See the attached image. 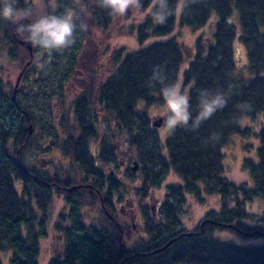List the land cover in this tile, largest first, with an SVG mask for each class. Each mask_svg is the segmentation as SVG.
<instances>
[{
	"label": "trees",
	"instance_id": "1",
	"mask_svg": "<svg viewBox=\"0 0 264 264\" xmlns=\"http://www.w3.org/2000/svg\"><path fill=\"white\" fill-rule=\"evenodd\" d=\"M17 7L31 10L35 5L18 0ZM88 9L93 23L88 27V40H91L92 48L96 49L97 45H100L99 50L103 48L100 53L103 51L105 55H99L98 60L109 59L111 62L109 75L104 81L89 78L88 115L78 109L72 123L80 127V137L72 132L74 126L68 123L71 119L68 114L62 115L57 124L42 119L44 126L41 127H45V132L43 129L39 134L38 131L29 132L30 125L33 129L39 126L32 106L37 112L41 106L38 102L42 101L46 113L54 96L65 103L59 91L63 86L61 77L56 71L62 69L61 63L74 67L79 60L87 36L80 26L74 35L75 43L63 51H53L50 59L49 54L37 45L34 60L39 57V61L45 63L44 68L38 75L26 77L15 101L11 92L4 95L0 91V253L10 250L11 264H264V243L245 246L214 236L217 229H230L246 236L264 238V226L246 223L250 216L246 202L254 198L264 199V0H199L198 3L165 0L163 4L160 0L155 3L140 0L139 8L128 10L124 16L126 23L122 26L141 44L132 52H127L124 47L113 49V40L105 38L103 42L99 37L109 34L119 20L118 16L110 15V8L102 7L101 0H88ZM133 10L144 14L139 23L131 19ZM160 16L163 23L157 22ZM214 19L213 37L207 36L211 28L199 34L194 39L193 56L187 59L176 33L178 28L192 33ZM236 21L241 28L239 40H236ZM12 24L0 19V56L7 53L16 59L24 47L15 38L28 35L26 32L18 34L15 27L11 31ZM159 36L168 38L146 43L151 37ZM239 42L246 52L242 64L235 55ZM90 49L88 47V51ZM154 66L159 68L154 79L149 81ZM33 70L36 71L37 66ZM173 81L182 85L184 94L188 89L193 118L199 111L200 89L224 93L227 106L198 128L193 127L190 119L187 129L177 128L175 132L169 131L168 135L162 136L153 126L155 118L150 113L154 109L165 110L159 89ZM245 102L251 105L250 109L237 107ZM246 119L254 121L257 128L249 126ZM58 127L64 132L63 143L73 147L77 155L83 152L86 162L92 140L100 146L98 158L101 159L103 147L109 149L113 146L104 144L110 142L107 137L111 140L119 135L124 137L141 166L140 207L146 235L140 243L128 246L118 230L112 234L114 222L103 212L100 219L107 220L111 232L93 227L89 228L87 235L88 224L82 212L86 206L83 199L86 198L81 187L63 195L70 213L60 214L59 222L54 223L52 216L56 201L61 197L57 187L77 183L72 178L53 176L31 166L24 151L34 141L39 143L43 133H47L50 139L54 137L47 148L52 149L54 142L61 145L56 141ZM103 130H106L105 135ZM238 136L249 138V141L253 139L252 144L246 145L250 149L259 142L257 159L247 156L243 159V168L253 178L251 187L236 184L227 176L224 148L236 139L241 146ZM83 165L88 174V163ZM90 170L91 184L100 191L99 194H104L103 183L108 180L99 176L102 171L95 167V163ZM172 172L179 181L167 185L165 200L154 211L146 203L147 198L150 200L151 191L161 187ZM134 180L136 178L132 176L128 181ZM206 195L217 197L216 208L207 212L204 223L197 225L196 229L182 227L188 196L200 202ZM97 197L98 193L92 192L88 200L93 205ZM67 220L72 223L70 231L59 226ZM53 231H68V234L64 244L54 243L44 254L42 244ZM172 239L175 240L163 248ZM49 250L56 252L50 255Z\"/></svg>",
	"mask_w": 264,
	"mask_h": 264
},
{
	"label": "rangeland",
	"instance_id": "2",
	"mask_svg": "<svg viewBox=\"0 0 264 264\" xmlns=\"http://www.w3.org/2000/svg\"><path fill=\"white\" fill-rule=\"evenodd\" d=\"M36 2H37V4H35V5H37V7H38V8H36L38 10L36 12H38V13L40 12V14L45 13V11H46L45 10V7H46L45 1L44 0H36ZM49 3L53 8L54 7V0H49ZM85 7H86V5H83V12L87 13V8H85ZM67 11L69 12L70 10H68L66 8L65 12H67ZM132 15H133V17L131 19H133V22H135V23H139L140 21L143 20V17H144V14L137 11V10L136 11L133 10ZM234 19H235V16L232 17V20H234ZM124 23H126L124 16L119 17V20L117 21V25L115 26V28H112V31H110L109 34H101L99 37L101 38V40L103 42H104L105 38H107V40H113V44L111 46L113 49H120V48L124 47L127 52H132V51L139 49L141 47V44L139 43V41L134 36L128 35L123 30L122 26ZM92 24L93 23L91 20V13L88 9V27H90ZM236 26H237L236 40H239L240 39L239 33L241 31V28H240L238 21H236ZM208 28H211V32L209 34H207V36L213 37V33L215 31V19L210 21L207 24V26L203 27L200 30L192 31V33L190 32V30H187L185 28H178L176 33L180 37L182 45L185 49L187 59H189L193 56L192 52H193L194 39L197 38V36L199 34H201L202 32L205 33L208 30ZM99 37L97 39H99ZM95 38H96V36H95ZM167 38H168V36L151 37L146 43H150L151 41H155V40H161L162 41V40H165ZM23 47H24V49H20V51H19L20 53L18 55V58H16V59H13L10 55H7V53L0 56V70L2 71V73H1V79H2L1 85H2V88H4V89L6 87L7 88L11 87L10 83L15 81V77L17 76V73H18L19 69L21 68L23 62L26 60H28L27 63L32 61L31 55L29 58V49L25 46H23ZM26 48L28 49V51ZM102 49L103 48H101L99 50V53ZM93 50H94V48H91L88 51V63L95 60ZM108 54H109V52L106 55H108ZM235 55L238 58L237 59L238 63L239 62H240V64L245 63L244 59L246 58V52H245L243 45L240 42L235 47ZM83 60H84V58H83ZM107 60L108 59H104L101 62L105 63ZM11 61H14V63H11ZM105 64H104V66H105ZM247 64H248V60L246 62V65ZM94 65L95 64H92V66H88V74H90V69L94 71V69L96 67ZM106 67L108 68L109 65H107ZM10 91L9 90L7 91V92H9L8 94H10ZM74 92H71V94H69V95L67 94L65 96V101H66L65 105H63V103H61V102H59L60 103L59 104L58 100L54 96L53 99L51 100L52 104L47 105L46 113H45V106L46 105L44 102H42V101L38 102V105L41 104V106L39 107V109H37L38 110L37 112H36L35 108L32 106V108H33L32 111H34L35 116H37L36 119H37V122L39 124V126L38 127L36 126V128L34 127V129H33V125H30L32 127V132L38 131L37 134H39L40 130L42 131V129L45 128V127H41V125L44 126L42 124V119H44V120L47 119L48 121H51V122L54 121V123L57 124L58 120H59V122L61 121L62 115L68 114V115H70L69 117L71 118L68 123H70L71 126H74V129H72V132H74V135L76 137H80L78 135L79 131H81L80 127L77 128V125L72 124L75 120L74 117L76 116L74 113L75 112L74 108H73V110H71L70 107L67 109L68 105H70V104L72 105L74 103V102H72V100L74 99V95H73ZM188 93H189V91L187 89L186 95H188ZM69 102H70V104H69ZM31 105H33V104H31ZM164 111L165 110H157L156 111V109H154L153 112L150 113V116L152 118H155V119L162 117L161 114ZM100 118H101V116H100ZM246 123L249 126L252 125V126H255V128H257L256 123L254 121H251L250 119H246ZM31 127H29V129ZM157 129H158L159 134L161 133L162 136H164L166 134L168 135V133H169V130L164 125L162 127H157ZM58 131H59L58 132L59 138L56 141H59L62 146L57 144V142H54L52 144L53 145L52 149L47 148L50 145V140L53 139L54 137L52 138V136H51V139H50L49 135L47 133H43V138H42V140L39 141V143H36L34 141L32 146H28L27 149H25V151H24L25 159H26V161H28V163L31 166H33V165L37 166V167L43 169L44 171H47L49 174H51V175L53 174V176H62V178H64V179L72 178L77 183V184L75 183L76 185H73L70 187H67L68 185H65V184L59 185L57 187L56 191L58 192V194L61 197H59V199H57V201H56L57 206L54 210V216H52V220L53 221L55 220V222H57L59 220L58 216L60 214L64 213L65 215H67L68 209L66 207L63 195L67 194L68 189L71 187H76V188L81 187L85 191V193L83 192L82 195L84 196V198H86V200L83 199V202L86 204V206H84V208L82 210L84 218L86 217L84 219V221L86 223H88V216L89 217L94 216L93 221L95 220L96 222L97 221L102 222V220L100 219L102 217V211H99V209H100L99 203H97L95 207L92 206V204L88 200V195H89L88 186L84 185V184L88 185L89 183H91V179H88V176H87L88 174H86L84 172V165L83 164L87 163L83 159L84 153L80 152L79 155H77V153L73 147H70V145L67 143L66 144L63 143L62 137L64 136V132H62V130L59 127H58ZM43 132H45L44 129H43ZM105 132H106V130H103L104 135L106 134ZM87 136H88V133H87ZM238 137L241 139V143H242L241 146H240L239 139H236L234 141H231L229 143V145L226 147V149L224 148V152H225V156H226L227 176L236 184H239V185L247 184L248 186L251 187L254 185L253 178L250 175L249 171L246 168H243V159L246 156L250 157L252 159H257L256 147H257L259 142L257 141V145L253 146L250 149V146L247 147L246 145L248 143L252 144L253 139H250V141H249V138H244V137H240V136H238ZM113 141L116 142L118 145L120 144L118 149L123 148L127 152L131 151V149L128 147V145L125 142L122 143L124 141L123 136H120V135L115 136ZM121 143H122V145H121ZM254 144H256V143H254ZM90 146L92 149L91 153L93 156V160L95 161L98 158L99 154L96 155L94 150L95 149L97 150L99 147V149H98V153H99V151L101 149H100V146L97 144V142H95L93 140L90 142ZM254 152H255V154H254ZM82 159H83V163H81ZM128 173L129 172H127V176H130V174H128ZM127 176L125 174L122 177L127 179L128 178ZM175 181H179V178L177 175L173 174V172H172L169 174V176L164 181V183L161 187H159L157 189H153L151 191L154 198L158 200V209L160 208L161 204L165 200V193H166L167 185L170 183H173ZM71 184H73V181ZM132 187H133L132 184L129 185V188H132ZM96 199H97L96 201L99 202L98 197ZM139 200H140V198L138 197L137 200L135 201L136 204L138 203ZM146 203L147 204L150 203L149 197L147 198ZM216 206H217V197H213V196L211 197V196L206 195L205 200L199 202V200H197L196 198H194L192 196H188L186 206L184 207V213L182 214V227L189 229V230L196 229L197 225H200V224L202 225L204 223L207 212L210 209H214V207L216 208ZM246 209L250 214V216L248 218H246V223L248 225L264 226V199L254 198L252 201H247L246 202ZM135 214L137 215L135 218L136 228L131 229L129 235L134 237V239H136V240H138L139 238L144 239V236L146 235V233L144 231V223L142 221L143 219H142V213H141V207L140 206L136 210ZM56 216H57V218H56ZM51 236L52 235H49V238L47 237L42 244V249H43L42 251L44 254L47 252L46 249L48 250L52 244H54V243H56V245L60 244L57 241V239H54V237H53L54 234L52 237ZM214 236L220 240H223V241L232 242V243L245 245V246L261 245L262 243H264L263 237H250V236L243 235L239 232H236V231H233L230 229H223V230L217 229L214 231ZM125 241H126V243H130L128 238H125ZM55 252H56L55 250H52L49 252V254L54 255ZM11 253L12 252L10 250H7V251L0 253L1 264H11L10 263Z\"/></svg>",
	"mask_w": 264,
	"mask_h": 264
},
{
	"label": "flooded vegetation",
	"instance_id": "3",
	"mask_svg": "<svg viewBox=\"0 0 264 264\" xmlns=\"http://www.w3.org/2000/svg\"><path fill=\"white\" fill-rule=\"evenodd\" d=\"M44 1L46 4V7H45L46 11L45 13L40 14V12L39 13L36 12L38 11L36 9L38 7L37 5H35L37 4L36 0H28L27 3L28 4L32 3L35 5V7L31 9V15L27 19L21 21V23L26 25V24L35 22L37 19H39L43 15H64L68 13V11L65 12V9L67 8L68 10H70L69 12L72 11L73 21L77 26L87 25V29L85 30L87 33V36L84 41V48L82 49L80 53V56H79L80 58L76 62V65L74 67L72 66L68 67V65H66L65 63L64 64L61 63L62 69L56 72H57V75H60L62 85H63L61 89L59 88L62 98H64L63 101H65V96L67 94L69 95L71 94V92L75 91L73 94L74 99L72 100V102H74L73 104L75 105H73L74 107L73 106L71 107V104L69 102L70 105H68L67 109L70 107L71 110H73L74 108L75 112L79 109L81 113L88 115L89 78L95 77V80L97 81H104L110 72V66L108 68L106 66L110 65V62H111L108 59L105 62L106 63L105 64L104 62H101L102 60H98L99 55H103L104 53L103 51L99 53L100 45H97V48L94 49V59L95 60L88 63V47H91V48L93 47L91 40H88V0H54L53 8L50 5L49 0H44ZM83 5H86L85 8H87V13L83 12ZM14 27L15 25L12 24L11 31H14ZM25 34L28 35L27 32ZM74 35H76V32ZM21 40H27V37L25 38L16 37L15 38V41L19 42V44ZM7 47L8 49L12 48L11 46H7ZM35 48L38 49L37 46L34 47L32 45V49H33L32 61L29 63H27L28 60L23 62L21 68L19 69L17 73V76L15 77V81L10 83L11 87L10 88L6 87L5 89L0 87V91L4 95H7L9 93L7 91L11 90L10 92H11V95H12L11 97L13 101L16 100L17 96L22 91V87L25 84L26 77L29 74L38 75L40 70L42 71L44 68V67L43 68L37 67L36 71L33 70L34 67L37 66V62L40 60L39 57L37 58V60H34V49ZM40 50L42 51V49ZM30 55L31 53L29 51V58H30ZM39 62L45 64L44 62H41V61ZM11 63H14V61H11ZM69 64H72V63H69ZM92 64H95L94 66L96 67L94 71L90 69V74H88V66H92ZM1 73L2 71L0 70V84L2 83ZM16 84H18V90H17L16 97L14 100L13 92H14V88ZM59 102L60 101H58V103ZM65 103L63 105H65ZM107 138L110 140L109 137ZM113 140L114 138L112 139V141L110 140V142L105 141L104 144H109L113 146L112 148L110 146L109 149H105L103 147V154L101 155V159L97 158L94 161L92 153H91L92 152L91 146H89V149H88V160H87L88 161L87 162L88 163V175H87L88 179H91L92 175L90 174L91 172L90 168L92 164L95 163V167L102 171L101 175L99 176H104V180H108L105 183H103V186L106 188V191L104 192V194H99L100 191L95 189L93 184L89 183L88 185L87 184H84V185L88 186L89 194L90 193L92 194V192L98 193L99 202L95 201V203L92 206L95 207L96 204L99 203V206H100L99 211H102L106 215V217L112 219V221L114 222L112 234H115L116 232L115 229L118 230L117 232H119L120 237L128 238L130 243H126V244L128 246H134L140 243L141 241L140 238L136 240L134 239V237L129 235L130 230L136 228L135 218L137 215L135 214V212L139 208V206H141L140 200L138 201L137 204L135 202L138 197L140 198V186H141L140 185L141 184L140 183V179H141L140 168L141 166H140V163L138 162L136 155L133 152L131 151L127 152L123 148L118 149L120 144L118 145ZM122 143H124V141ZM98 149L94 150L96 155L98 154ZM135 162H137L138 165H135L134 164ZM136 166L137 168L134 169V167ZM127 172H129L128 174H130V176H127ZM125 174L128 177L127 179L122 177ZM132 176H133V179L136 178V180L130 183V181L128 180H130ZM131 184L133 185V187L129 188V185ZM149 206H151V208L154 211L155 210L157 211L158 209V200L154 198L152 193L150 197ZM67 211L68 213H70V210H67ZM93 219H94V216L92 217L88 216V223H87L88 229L86 233L87 235H88L89 228L93 229V227L95 229L104 230L107 233L111 232L110 231L111 227H110V224L107 222V220H104L102 222L101 221L96 222L95 220L93 221ZM57 222H59V220ZM54 223L56 222L54 221ZM59 226L62 228L65 227L67 230L69 229L70 231L72 229L71 220H67L64 223H60ZM66 234H68V231L66 232L65 231L64 232L63 231L62 232L53 231L49 233V235H52L54 239H57V241L60 244H64ZM72 234H74V231H72ZM49 235H48V238H49Z\"/></svg>",
	"mask_w": 264,
	"mask_h": 264
},
{
	"label": "clouds",
	"instance_id": "4",
	"mask_svg": "<svg viewBox=\"0 0 264 264\" xmlns=\"http://www.w3.org/2000/svg\"><path fill=\"white\" fill-rule=\"evenodd\" d=\"M28 0H25L27 3ZM156 0H153L155 3ZM165 0H160L163 4ZM193 3H198L199 0H192ZM18 0H0V19L9 21L15 25L16 32H27V40L32 45L39 46L44 52L49 54L53 51H63L75 43V32L77 25L73 21V13L68 12L64 15H43L35 22L23 24L21 21L27 19L31 15L29 8H18ZM101 6L110 8V15L122 17L128 13L130 8H139L140 0H101ZM158 23H163V17L157 19ZM81 30L87 29V25H81ZM38 68H43L44 64L37 62ZM159 66H154L153 76L149 77V81L154 79L156 69ZM154 86V85H153ZM165 105V111L161 114L164 126L170 131L175 132L177 128H188L189 120H193V127L198 128L199 125L209 120L218 110H223L227 106V99L224 93L216 91L209 93L207 89H200L199 111L195 118L190 112L189 96L184 94L182 85H178L175 81L170 84H165L159 89ZM247 106L250 104L245 102V105H237V107Z\"/></svg>",
	"mask_w": 264,
	"mask_h": 264
},
{
	"label": "water",
	"instance_id": "5",
	"mask_svg": "<svg viewBox=\"0 0 264 264\" xmlns=\"http://www.w3.org/2000/svg\"><path fill=\"white\" fill-rule=\"evenodd\" d=\"M20 44L25 46V47H27L29 49L30 53H31V56L33 57L32 43L29 42L28 40H21ZM17 90H18V84H16V86L14 88V92H13V99L14 100H15V97H16ZM152 124H153L154 127H161L164 124L163 118L159 117V118L154 119ZM30 133H32V127L30 128ZM134 164L138 165L137 162H135ZM136 168H137V166L134 167V169H136ZM74 188H76V187H71V188L68 189V191H71ZM174 240L175 239L170 240L163 248H165L168 245H170ZM163 248L159 249L158 251L162 250Z\"/></svg>",
	"mask_w": 264,
	"mask_h": 264
}]
</instances>
